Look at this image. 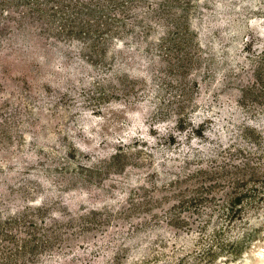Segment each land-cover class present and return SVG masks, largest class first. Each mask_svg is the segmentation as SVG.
I'll return each mask as SVG.
<instances>
[{
  "label": "rangeland",
  "instance_id": "rangeland-1",
  "mask_svg": "<svg viewBox=\"0 0 264 264\" xmlns=\"http://www.w3.org/2000/svg\"><path fill=\"white\" fill-rule=\"evenodd\" d=\"M263 48L264 0H0V264L264 261L198 213L263 168Z\"/></svg>",
  "mask_w": 264,
  "mask_h": 264
},
{
  "label": "trees",
  "instance_id": "trees-1",
  "mask_svg": "<svg viewBox=\"0 0 264 264\" xmlns=\"http://www.w3.org/2000/svg\"><path fill=\"white\" fill-rule=\"evenodd\" d=\"M261 52H264V48L263 50H261ZM210 61L211 65L214 66V70L216 67L217 69H219L220 64L219 61L216 60V58L211 57ZM119 72H121V70H119ZM133 73L143 74L144 72L142 70L134 72L133 70ZM129 76L130 79L127 78L126 75L127 80L132 81V77L134 75L128 74V77ZM244 127H246V129L252 130L257 129L256 126H253L252 120L250 122H246V124H244ZM197 133L198 134L196 135V138H198V136L200 135H203L199 131H197ZM168 136L172 139L175 138L173 133H170ZM129 138L127 136V139ZM195 139L192 138L191 143H193ZM127 148L129 147H126V144L122 143L118 148L114 149L113 152L106 154L104 162H107L109 165H121L125 159L131 157L128 156V154L134 153L131 149ZM228 150L229 154L232 156L233 153L231 151L236 150V148H230ZM237 152L242 153L239 148ZM243 164L244 165L242 167H238L237 165L233 164L234 167L233 165H231L230 167L232 168L229 170L228 167H225L227 170L226 172H228V174L230 175L226 177L227 179H224L228 184L223 190L225 191L223 197L220 198L221 203L218 205V203H216L215 201L213 202L211 198L210 205L205 206V210H202L201 212L198 211L199 216L202 219V225L200 226L201 230H205L209 226L208 222L210 220L212 225H214V233L217 236L220 231L222 218H224V220L228 222H234L236 220H246V223L249 226H256L264 221V175L261 174L263 173L262 170L264 169V165H262L263 168L261 169L257 166L251 165L248 161L244 162ZM222 169H224V167ZM196 171H199L198 173L204 172L203 170L198 169ZM129 179V183L143 182L140 176H135L133 178L130 177ZM221 184V182L217 181L216 184H214L210 188H218ZM205 199L206 198H204V196H201L199 194L197 198H195L194 196L191 201L203 202ZM214 206H218V208H214ZM219 217L221 218L218 219Z\"/></svg>",
  "mask_w": 264,
  "mask_h": 264
},
{
  "label": "bare ground",
  "instance_id": "bare-ground-1",
  "mask_svg": "<svg viewBox=\"0 0 264 264\" xmlns=\"http://www.w3.org/2000/svg\"><path fill=\"white\" fill-rule=\"evenodd\" d=\"M254 264H264V261H262V262H258V263H254Z\"/></svg>",
  "mask_w": 264,
  "mask_h": 264
}]
</instances>
